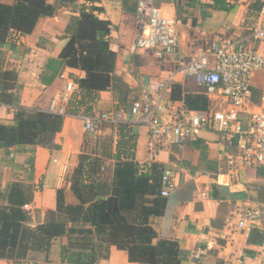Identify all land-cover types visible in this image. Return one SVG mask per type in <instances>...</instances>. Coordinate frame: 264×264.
<instances>
[{
	"label": "crops",
	"instance_id": "obj_1",
	"mask_svg": "<svg viewBox=\"0 0 264 264\" xmlns=\"http://www.w3.org/2000/svg\"><path fill=\"white\" fill-rule=\"evenodd\" d=\"M47 1L55 4L58 0ZM139 1L100 0L97 3L102 8L98 17L110 23L109 47L117 54L115 74L130 88L127 110L143 94L154 95L160 81L171 74L173 82L181 85L184 92L202 89L179 71L182 61L208 47L217 37L246 36L248 21L253 19L254 25L259 13L254 6L257 4L244 0H148L165 15L179 21V55L158 59L153 53L136 48L143 34V24L137 14ZM84 4L89 5L85 0H78L71 6L63 5L55 16L41 18L31 35L13 36L6 44L7 62L17 73L21 87V107L48 112L67 81L83 78L84 73L66 66L60 54L68 43L63 37L65 28ZM221 4H230L231 8L224 10ZM263 74H257L253 82L254 90L260 92L259 98L254 97L257 103L264 90V83L258 84ZM167 102L160 116L165 117L174 108L183 107L180 101L168 99ZM117 104L113 91L101 92L94 112L114 110ZM16 111L13 106H0V122L13 123ZM132 132L136 136V162L142 167L157 163L162 169H171L177 174L179 187L167 199L165 213L152 219V226L159 239L178 243L179 264H264V234L253 232L245 237L236 228L237 219L246 210L264 203L261 170L231 168L228 156L235 154L236 149L215 132L206 131L183 144L164 141L153 148L146 125L132 124ZM111 135L116 145L118 137L113 127L103 129L96 139ZM87 140L93 143L95 138L85 134L80 117L68 116L55 139L57 150L42 147L0 149V193L4 194L12 182L32 187L33 201L27 210L33 220L30 227L47 222L56 210V192L66 186L67 177L87 149ZM213 186L218 187L216 193ZM99 188L105 198L112 194L109 186ZM203 190L209 191L208 200L199 197ZM65 197L67 203L77 204L68 189ZM67 242V237L55 241L49 255L32 251L25 259H0V264H62L60 246ZM97 264L137 263L129 261L126 251L111 247Z\"/></svg>",
	"mask_w": 264,
	"mask_h": 264
},
{
	"label": "trees",
	"instance_id": "obj_2",
	"mask_svg": "<svg viewBox=\"0 0 264 264\" xmlns=\"http://www.w3.org/2000/svg\"><path fill=\"white\" fill-rule=\"evenodd\" d=\"M77 1L50 4L47 0H0V106L17 109L13 123L0 122V149H59L55 139L63 130L65 117L20 106L21 87L4 48L13 36L31 35L41 18L53 17L63 5L71 6ZM85 2L89 5L84 4L65 28L63 37L68 43L60 54L66 66L84 73L75 81L79 92L68 113L93 116L94 105L104 91L116 94V109H127L130 88L115 74L117 54L109 47L110 23L97 15L102 11L97 6L100 0ZM221 5L224 10L231 8L230 4ZM254 6L259 12L261 7ZM253 92L255 97L257 91ZM169 100L182 102L188 111L211 108L204 90L184 92L175 83ZM115 129L116 145L112 137H106L90 148L87 140V149L67 177L66 186L56 192V210L47 222L29 226L32 216L24 207L33 201L32 187L12 182L4 194L0 193V259H25L32 251L49 255L54 242L67 237V244L60 246L62 264H97L111 247L126 251L132 263H180L178 243L159 239L152 226V219L161 217L167 205L168 198L160 195L162 166L153 163L142 167L136 162V136L131 124L119 123ZM107 161L114 162L111 169H106ZM100 186L111 187L112 194L103 197ZM217 188L213 186V192ZM67 189L77 204L67 203Z\"/></svg>",
	"mask_w": 264,
	"mask_h": 264
},
{
	"label": "built area",
	"instance_id": "obj_3",
	"mask_svg": "<svg viewBox=\"0 0 264 264\" xmlns=\"http://www.w3.org/2000/svg\"><path fill=\"white\" fill-rule=\"evenodd\" d=\"M261 7L256 23L246 36L217 37L212 43L198 50L179 71L202 88L211 102L209 111H188L174 108L160 116L169 104L174 76L161 80L154 95L145 93L133 103L130 110L114 109L93 116L79 115L84 132L95 139L106 127L115 128L119 123L141 124L148 128L150 147L172 141L183 144L197 139L202 133H217L236 149L228 156L229 165L238 169L261 170L264 183V90L259 102L254 103L253 82L264 72V0H244ZM137 14L143 24V34L136 43L141 52H151L158 59L179 55V21L165 15L148 0H140ZM79 86L67 81L64 89L53 99L48 112L65 118L70 103L78 96ZM1 107H4L2 105ZM56 160H54L55 162ZM160 195L169 198L179 187L175 171L163 169L160 176ZM209 191L199 193L202 200L209 199ZM30 210V206L24 207ZM236 228L245 237L253 232L264 234V203L246 210L237 219ZM55 264V263H48Z\"/></svg>",
	"mask_w": 264,
	"mask_h": 264
},
{
	"label": "rangeland",
	"instance_id": "obj_4",
	"mask_svg": "<svg viewBox=\"0 0 264 264\" xmlns=\"http://www.w3.org/2000/svg\"><path fill=\"white\" fill-rule=\"evenodd\" d=\"M254 12H255V8H254ZM254 12H253L252 15H254V16L256 17V14H255ZM252 15H251V16H252ZM254 19H255V18H254ZM248 22L250 23V24L248 25V29H250L251 26L253 25L254 20H253V19H250ZM248 29H247V30H248ZM247 33H248V31H247ZM247 33H246V34H247ZM261 79H263V80H259V83H258V84H260V83H264V74L262 75ZM256 84H257V83H256ZM259 86H261V84H260ZM262 86H264V84H263ZM259 94H260L259 91H257V92L255 93L256 98H259ZM107 137H112V138L114 139V136H113V135H111V136H107ZM100 138L103 139L102 137H100ZM100 138L95 139L96 141L94 140L93 143H91V141L88 140L89 147H90V148H93V146H95V145L97 144V142L99 141ZM105 167H106V169H111V168L113 167V162H112V163H109V161H107Z\"/></svg>",
	"mask_w": 264,
	"mask_h": 264
}]
</instances>
